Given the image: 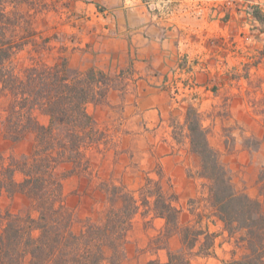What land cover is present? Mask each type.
<instances>
[{
    "label": "trees",
    "instance_id": "trees-1",
    "mask_svg": "<svg viewBox=\"0 0 264 264\" xmlns=\"http://www.w3.org/2000/svg\"><path fill=\"white\" fill-rule=\"evenodd\" d=\"M19 1L0 0V4ZM34 35L24 16L0 10V95L9 97L3 127L13 140L35 133L31 154L11 158L7 164L0 158V192L2 188L9 194L19 191L31 199L24 215L8 210L0 214V264H122V245L141 206L145 207L142 214L152 210L164 219L157 239L162 242L158 248L166 249V259L154 258L145 264H193L195 256L216 255L218 236L233 245L231 258L223 264H264L262 204L235 187L231 170L211 146L209 129L193 106L186 111L185 123L190 149L200 157L198 176L205 180V194L190 200L192 218L181 222L177 197L167 194L160 180L147 178L138 195L111 185L103 219H87L74 232V213L65 204L63 192L68 173H59L58 167L63 163L72 164L71 171L88 167L87 152L100 139L87 106L105 100L112 80L94 67L72 69L65 59L18 68L13 57L34 41ZM34 110L48 117L47 124L39 123ZM15 171L23 174L19 182ZM259 182L264 188V166ZM204 218L220 221L222 230L210 231L207 222L202 224ZM176 233L181 246L172 250L167 239Z\"/></svg>",
    "mask_w": 264,
    "mask_h": 264
},
{
    "label": "rangeland",
    "instance_id": "rangeland-1",
    "mask_svg": "<svg viewBox=\"0 0 264 264\" xmlns=\"http://www.w3.org/2000/svg\"><path fill=\"white\" fill-rule=\"evenodd\" d=\"M207 3L212 5L211 12H215V16L219 12L223 16H231L226 25L221 23L225 20L215 21L216 33L210 37L197 38L201 48L203 44H211L215 48V60L211 57L212 50L208 59L215 67L214 90L206 93L202 88L193 86L192 90L191 87L186 91L176 88L174 92L177 98H184V104L195 107L201 113L203 125L209 129V142L219 151L221 160L231 170L235 187L259 199L264 210V188L259 182L264 166V0H184L183 3L174 0H20L15 4H0V10L9 12L11 16H24L30 21L35 33L34 41L26 44L13 57V63L18 68L40 63L52 65L65 59L70 68L84 71L96 57H101L107 45L105 40L114 35L111 16H114L113 9L120 4L125 7L138 4L153 13L160 11L161 6L173 11L178 4L177 8L181 9L184 16H197L199 6ZM199 24H203V21L200 20ZM224 28H227V33ZM221 33L225 35H219ZM223 53H226L225 65ZM203 61L200 60L201 63ZM259 64L260 68L257 67ZM128 72L126 68L120 73L115 71V75L110 78L120 86L125 82ZM8 103L9 97L0 95V158L5 164L11 158L18 159L31 154L35 143L33 131L26 132L17 140L6 135L3 123ZM118 103L114 116L111 107L101 108L107 112L105 119L99 122L100 125H96L102 150L91 146L87 156L88 167L76 171H71L73 166L70 163L58 167L59 173H68L63 178L64 200L74 213L72 230L76 233L87 219L94 222L103 219L109 206L107 191L111 185L124 186L126 190L138 195L139 186L144 182L147 172L157 180L161 164L166 167L165 174L169 178L165 176L167 180H163V184L173 189L168 190L167 194L177 197L178 206L186 209L201 183L194 176H187L188 180H179L178 172L168 167L167 159L163 157L165 149L170 146L167 138L172 140L169 132H133L128 149H116L124 134L121 132L124 128L121 117L117 114L120 107ZM99 113L101 111L97 113L98 116ZM34 116L39 123L47 124L48 117L40 111L34 110ZM175 120V137L183 141L181 120ZM147 128L149 131L150 127ZM175 147L173 154L176 158L185 159L187 169L193 174L199 167L200 157L196 153L192 156L185 154L184 146L176 144ZM153 152L156 158H162L158 159L161 164L156 159L152 161ZM121 159H128V162ZM15 204L20 207L16 213L24 215L29 210L31 199L19 196ZM205 223L204 218L202 224ZM218 227L210 225L212 230ZM162 230L161 219L155 218L150 212H145L143 216L138 214L122 245V264H145L154 258L164 260L166 250L158 248L162 242L157 239ZM167 245L176 250L179 248V240L174 237L168 240ZM218 254L224 256L227 252L218 250ZM193 264L213 263L194 258Z\"/></svg>",
    "mask_w": 264,
    "mask_h": 264
},
{
    "label": "crops",
    "instance_id": "crops-1",
    "mask_svg": "<svg viewBox=\"0 0 264 264\" xmlns=\"http://www.w3.org/2000/svg\"><path fill=\"white\" fill-rule=\"evenodd\" d=\"M174 1L184 2V0ZM177 6L178 4L175 7L176 10L174 9L173 11L165 10V7L161 6V10L156 13L138 4L131 7L121 6L120 4V6L113 9L114 16H111V28L113 29L114 35L105 40L107 45L102 51L101 57H96L88 68L96 67L97 69L103 70L109 77L115 75V71L120 73L124 71L125 68L128 69L129 72L127 77L124 78L125 82L121 83L120 86L114 84V82H112L113 80L111 81L112 85L102 103H90L87 109L93 116L95 125H100L99 122L105 119V115L107 114V112L105 113L101 108L105 109L111 107L112 115L114 116L115 106H117L118 102L120 103L119 113L117 114L121 117V125L124 127L121 132L125 135H121V142L118 143L116 149H128L129 139L133 132L146 133L162 130V132L171 133L172 140H170L169 137L167 138V143L170 146L165 149L163 158L167 159L166 162L169 168L175 169L178 172L177 178L179 180H188L189 178L187 176L191 178L194 176L201 181L198 190L192 196L193 199L205 194L202 187L205 180L198 176L199 167L193 174L190 173L189 169H187V161L180 157L176 158L172 152V150L176 148V144H178V146L186 147L185 154H189L190 156L195 154L190 149V142L187 135L188 129L185 123L186 111L191 105L184 104L183 97L177 98L178 96L175 94L174 90L177 88L186 91L189 87H191L192 90L193 86L198 89L202 88L206 93H210L214 90L216 79L215 67L208 59L210 57V51L212 50L211 57L215 60V48H213L211 44L210 46L209 44H203L201 48L197 38L210 37V35L216 33L214 22L217 20L219 22L225 20L221 23L226 25L230 22L231 16H223L220 12L218 16H215V12H211L213 11V7L211 8L212 5L209 3L199 6L198 13L196 14L197 16H184V13H182L181 9H178ZM204 17L205 19H203ZM200 20L203 21L201 25L199 24ZM226 29L224 31L227 33ZM219 35L224 36L225 34L221 33ZM223 49L226 52L225 46ZM96 55L98 56L99 53ZM223 59L225 65L226 53H223ZM200 60L204 61L201 63ZM257 67L260 68V64L257 65ZM100 111L101 114L99 113L100 116H98L97 113ZM177 111L179 112V116L176 115ZM175 118H180L181 120V128L184 131L183 141L175 137L176 130L173 125L176 121ZM129 125H131V128H129ZM147 127H150L149 131ZM92 146H96V148L102 150L100 148V142ZM152 148L156 147L153 146ZM105 149L106 148H104V150ZM120 157L122 158L124 156L120 155ZM132 158L134 159V156H132ZM151 158L153 162L156 159L155 161L161 164L158 159L162 158H156L154 152ZM121 161L128 162V159H121ZM161 165L162 166L159 165L160 168L157 171L158 177L156 179L160 180L165 192L170 189L173 190L172 186L163 184V180H167L165 179L166 167L163 164ZM137 173L142 175L141 172ZM14 178L19 182L22 180L23 174L20 171H15ZM147 178H152L149 172H147L144 182L139 188L145 184ZM19 196L26 197L22 192L17 191L13 194H9L2 188L0 192V214L2 215L7 210L13 213L19 211L20 207L15 204V200H17ZM176 203H178V199ZM178 207L182 210L181 222H186L192 218L193 215L189 210V206H187L186 209L183 206ZM29 208L30 206L28 209ZM142 208L145 207H140L133 221L138 214L142 216L145 215L142 214V212H144ZM149 212L152 213L155 218L161 219L164 224L163 218L156 217L152 210H149L148 213ZM206 222L208 223L210 231L218 232L222 230V223L220 221L212 223L210 220H207ZM2 223L0 217V232ZM211 224L213 226H219L218 229L212 230L210 228ZM224 235H226L225 232ZM174 237L179 240L180 247L181 236L178 233L168 237L167 244L168 240ZM232 248L233 245L231 243L223 240L222 236H218L215 244L216 255L195 256L194 258L203 262L206 261V263L223 264L224 260L231 258ZM218 250L227 252V254L219 256Z\"/></svg>",
    "mask_w": 264,
    "mask_h": 264
}]
</instances>
